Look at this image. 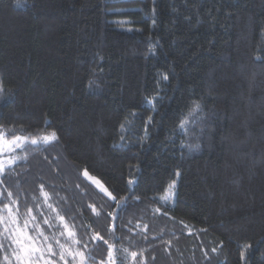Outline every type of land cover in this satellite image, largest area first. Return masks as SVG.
I'll return each mask as SVG.
<instances>
[{
    "label": "trees",
    "instance_id": "16d2710c",
    "mask_svg": "<svg viewBox=\"0 0 264 264\" xmlns=\"http://www.w3.org/2000/svg\"><path fill=\"white\" fill-rule=\"evenodd\" d=\"M200 97L189 151L172 129ZM0 130L28 140L0 207L34 208L43 184L87 264L107 256L96 232L116 264H264V0H0ZM87 175L127 198L118 220Z\"/></svg>",
    "mask_w": 264,
    "mask_h": 264
},
{
    "label": "snow or ice",
    "instance_id": "6c2138e0",
    "mask_svg": "<svg viewBox=\"0 0 264 264\" xmlns=\"http://www.w3.org/2000/svg\"><path fill=\"white\" fill-rule=\"evenodd\" d=\"M259 59V57H257ZM164 80L168 77L165 75ZM149 105L153 104V99L146 100ZM130 115L135 117L137 113ZM206 114L204 112V98L189 99L185 109L181 110L176 123L173 126L172 134L180 138V147H187L189 151L199 149V143H188V139L203 134L205 128ZM133 122L129 121L131 125ZM154 125V117L149 116L143 126L145 138L149 137V130ZM121 140H125L124 133H132V128H126L122 123ZM22 137L15 136V141H20ZM55 131L43 137V143L50 144L58 141ZM33 144L37 141L33 140ZM4 173V165L0 162V174ZM179 175V173H177ZM3 183V181H0ZM129 184L133 181L129 180ZM175 181L166 189L165 195L161 198L166 204L175 196ZM108 197L115 203L117 213H107L113 221L119 219V210L126 206L127 198L124 202L117 199L112 192H108ZM13 194L7 193L9 202L0 207V264H87L88 261H95V257L89 254L86 256L83 249L88 248V244L82 239H77L74 225L67 222L64 215H61L57 207L51 203L52 194L44 191V185H40V196L34 198V208L25 205V211L21 212L17 200L11 199ZM35 209V210H34ZM93 213L97 216L100 213L92 207ZM161 212V208L154 210ZM167 215V212H164ZM116 225H112L115 230ZM94 241H102L107 246V256L99 261V264H116L117 256L113 244L104 239L99 232L92 237ZM82 245L81 247H77ZM250 247V246H249ZM216 251V249H213ZM131 258L136 260L138 253L132 252ZM242 254V259H243ZM143 264V261L141 262Z\"/></svg>",
    "mask_w": 264,
    "mask_h": 264
},
{
    "label": "rangeland",
    "instance_id": "374dc122",
    "mask_svg": "<svg viewBox=\"0 0 264 264\" xmlns=\"http://www.w3.org/2000/svg\"><path fill=\"white\" fill-rule=\"evenodd\" d=\"M22 137L20 141H15L14 139H7L5 137V134L3 133L2 130H0V162L3 163L4 169L8 166L13 165L16 162V157H15V151L19 148H21L28 140L24 136H19ZM37 141V140H36ZM38 142V141H37ZM87 177L91 180V182L96 185L100 190L105 192L106 194L108 193L107 189L105 186L97 179L90 177L87 175ZM176 184V182H175ZM177 187V184H176ZM175 187V196L173 199L169 200L166 204L173 206L176 202V196H177V188ZM165 193H163L160 196V200L162 203L164 201L161 199ZM165 204V203H164Z\"/></svg>",
    "mask_w": 264,
    "mask_h": 264
}]
</instances>
